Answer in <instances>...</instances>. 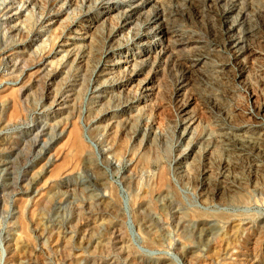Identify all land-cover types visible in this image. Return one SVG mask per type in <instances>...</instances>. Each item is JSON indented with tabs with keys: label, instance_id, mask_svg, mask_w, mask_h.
<instances>
[{
	"label": "rangeland",
	"instance_id": "rangeland-1",
	"mask_svg": "<svg viewBox=\"0 0 264 264\" xmlns=\"http://www.w3.org/2000/svg\"><path fill=\"white\" fill-rule=\"evenodd\" d=\"M0 124V264H264V0H0Z\"/></svg>",
	"mask_w": 264,
	"mask_h": 264
},
{
	"label": "bare ground",
	"instance_id": "bare-ground-1",
	"mask_svg": "<svg viewBox=\"0 0 264 264\" xmlns=\"http://www.w3.org/2000/svg\"><path fill=\"white\" fill-rule=\"evenodd\" d=\"M1 124L3 125H6V120H4L3 122H1ZM0 124V125H1ZM62 153H64V152H62ZM68 155V154H67ZM61 157V156H60ZM70 172V171H69ZM65 174V173H64ZM63 175V174H62ZM55 181V180H54ZM51 183H54V182H51ZM53 185V184H52ZM45 189V188H44ZM43 191V190H42ZM42 194V193H41ZM40 194V195H41ZM44 194V193H43ZM42 197H44L43 195H42ZM45 201V200H44ZM146 203V202H145ZM40 204V203H39ZM35 207V206H34ZM38 207V206H37ZM36 208V207H35ZM24 209V208H23ZM30 209V208H29ZM34 211H35V209H34ZM37 211V210H36ZM35 213V212H34ZM29 216V215H28ZM31 216V215H30ZM35 219H36V217H35ZM36 221V220H35ZM23 228H24V226H23ZM22 228V229H23ZM43 230V229H42ZM24 231V230H23ZM44 231V230H43ZM21 233H23V232H21ZM25 233V232H24ZM18 236V235H17ZM26 237V236H25ZM29 237V236H28ZM27 239V238H26ZM23 240V237H19V241H22ZM23 248V247H22ZM0 254H1V263H4V261H5V254H4V251L3 250H1V248H0ZM167 264V263H166Z\"/></svg>",
	"mask_w": 264,
	"mask_h": 264
}]
</instances>
